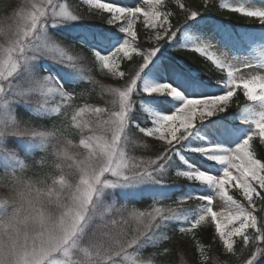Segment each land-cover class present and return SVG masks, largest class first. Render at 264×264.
<instances>
[{
	"label": "snow or ice",
	"instance_id": "obj_1",
	"mask_svg": "<svg viewBox=\"0 0 264 264\" xmlns=\"http://www.w3.org/2000/svg\"><path fill=\"white\" fill-rule=\"evenodd\" d=\"M221 10L264 26V0H0V264H264V27Z\"/></svg>",
	"mask_w": 264,
	"mask_h": 264
},
{
	"label": "trees",
	"instance_id": "obj_2",
	"mask_svg": "<svg viewBox=\"0 0 264 264\" xmlns=\"http://www.w3.org/2000/svg\"><path fill=\"white\" fill-rule=\"evenodd\" d=\"M23 2V0H21V3ZM187 2V0H186ZM196 6H200L202 5L203 0H194ZM221 2V0H215V3L218 5ZM83 10V9H82ZM223 14V16H218L217 13L214 11L212 13H206L205 15L210 17L212 21H215V23H220L223 22L224 24L228 25V26H235L237 28L238 31L240 32H246V31H258L261 27L264 26H258V25H246L241 27L240 26V22L233 20V19H225L227 18V13L225 10H221ZM170 54H172V58L179 64L185 65L190 67L191 69L198 70L199 67L203 66V59L202 58H198L197 55L195 54H190V53H175V52H171V50L169 51ZM193 55L195 58V63H193L192 59H189V56ZM124 64L122 65V69L124 68ZM200 75H203L202 72L198 73ZM207 79V77H206ZM255 143V142H254ZM170 258L172 261V264H189L190 260H191V253L189 252L187 255L183 252H180L178 249H176L175 247H173L172 249H170Z\"/></svg>",
	"mask_w": 264,
	"mask_h": 264
},
{
	"label": "rangeland",
	"instance_id": "obj_3",
	"mask_svg": "<svg viewBox=\"0 0 264 264\" xmlns=\"http://www.w3.org/2000/svg\"><path fill=\"white\" fill-rule=\"evenodd\" d=\"M229 1H233V2H234V0H224V2H229ZM82 9H83V7H82ZM82 9H81V10H82ZM211 22H212V23H215V21H212V20H211ZM138 27H139V25H138ZM141 39H146V37H141ZM170 50H171V49L169 48L168 51H170ZM251 55L253 56V60H254V62H255V60L257 59V55H256V53L253 52V53H251ZM171 56H173V55L171 54ZM191 56H192L193 58H195L193 55H191ZM122 65H123V63H122ZM122 65H121V66H122ZM238 95H239V93H238Z\"/></svg>",
	"mask_w": 264,
	"mask_h": 264
},
{
	"label": "bare ground",
	"instance_id": "obj_4",
	"mask_svg": "<svg viewBox=\"0 0 264 264\" xmlns=\"http://www.w3.org/2000/svg\"><path fill=\"white\" fill-rule=\"evenodd\" d=\"M233 1H229V3H232Z\"/></svg>",
	"mask_w": 264,
	"mask_h": 264
}]
</instances>
